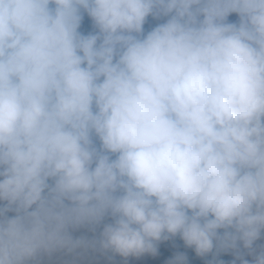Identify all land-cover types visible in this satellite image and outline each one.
<instances>
[{
	"label": "clouds",
	"instance_id": "1",
	"mask_svg": "<svg viewBox=\"0 0 264 264\" xmlns=\"http://www.w3.org/2000/svg\"><path fill=\"white\" fill-rule=\"evenodd\" d=\"M259 241L264 0H0V264Z\"/></svg>",
	"mask_w": 264,
	"mask_h": 264
},
{
	"label": "trees",
	"instance_id": "2",
	"mask_svg": "<svg viewBox=\"0 0 264 264\" xmlns=\"http://www.w3.org/2000/svg\"><path fill=\"white\" fill-rule=\"evenodd\" d=\"M85 18L87 19L88 30H91V22H90V20H88L87 17H85ZM149 21H150L152 26H154L155 23H158V21H152L151 18H149ZM145 27L148 28L149 25L146 24ZM178 243L182 244V242H178ZM182 250L187 251L189 253V255L194 260V264H208V261L211 260V256L203 257V258H196L194 256V253H192V251L190 249H182ZM174 251H175V249L171 248L168 244L161 245V253L162 254H161V256H159L160 260H159V263H157V264H163V262L167 258H170V256L173 254ZM228 257H229V254L221 253L218 258L227 262V258ZM152 259H153V257H150V256L146 255V256L142 257L140 260H141V262H144L145 260H148L150 262V264H154V262L152 263ZM154 259H156V258H154ZM116 261H117V264H122V261L120 260L119 257L116 258ZM139 264H140V261H139Z\"/></svg>",
	"mask_w": 264,
	"mask_h": 264
},
{
	"label": "rangeland",
	"instance_id": "3",
	"mask_svg": "<svg viewBox=\"0 0 264 264\" xmlns=\"http://www.w3.org/2000/svg\"><path fill=\"white\" fill-rule=\"evenodd\" d=\"M230 20H236L237 18L235 17V15L233 14L232 16L229 17ZM159 22H162V21H158ZM261 242H264V241H259L258 243H261ZM171 253V252H170ZM229 254V257L227 258V262H230L232 260V254L231 253H227ZM142 258V257H141ZM141 258H129V264H139V261H140V264H150V262L148 260H145L144 262H141ZM156 259H152V263L154 262V264H157L159 263V260H160V257H155ZM248 259H251L250 257H247ZM156 260V261H155ZM123 264V262H122Z\"/></svg>",
	"mask_w": 264,
	"mask_h": 264
},
{
	"label": "water",
	"instance_id": "4",
	"mask_svg": "<svg viewBox=\"0 0 264 264\" xmlns=\"http://www.w3.org/2000/svg\"><path fill=\"white\" fill-rule=\"evenodd\" d=\"M85 21H86V23H87V19L85 18Z\"/></svg>",
	"mask_w": 264,
	"mask_h": 264
}]
</instances>
